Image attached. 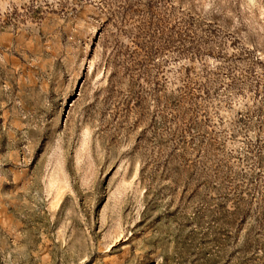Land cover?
Returning <instances> with one entry per match:
<instances>
[{
    "label": "rangeland",
    "instance_id": "rangeland-1",
    "mask_svg": "<svg viewBox=\"0 0 264 264\" xmlns=\"http://www.w3.org/2000/svg\"><path fill=\"white\" fill-rule=\"evenodd\" d=\"M0 264H264V0H0Z\"/></svg>",
    "mask_w": 264,
    "mask_h": 264
}]
</instances>
